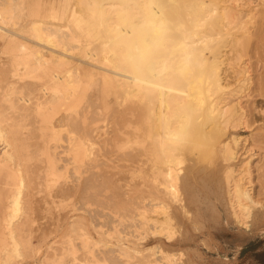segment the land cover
I'll use <instances>...</instances> for the list:
<instances>
[{
  "label": "bare ground",
  "instance_id": "obj_1",
  "mask_svg": "<svg viewBox=\"0 0 264 264\" xmlns=\"http://www.w3.org/2000/svg\"><path fill=\"white\" fill-rule=\"evenodd\" d=\"M23 2L24 0H21V3ZM252 2L251 0H80V7L87 16L82 18V15L71 11L72 0L63 1L60 10L56 7V1H53L50 7L54 13L61 11L65 15L70 11V16L76 22L85 21L88 24L87 33L90 38L88 44L92 45L93 41L99 40L97 45L95 43L90 51L84 49V53L79 50L77 52L75 50L78 49L77 46L69 47L58 38L66 37L62 35L63 31L61 32L58 26L47 27L41 21L34 23L32 27L38 39L34 46L21 44L24 52L30 49L25 55L30 58L26 61L29 73L46 71L51 65L67 67L64 73L59 74L46 71V82L40 85V90L43 92L40 91V96L37 97L40 101L39 106L44 105L43 107L48 109L62 106V109L67 111L56 117L58 123L51 121L50 126H64L67 123L68 126L69 122L79 120L82 117V110L87 107L85 106L87 91L94 84L102 85L100 92L104 104H108L110 94H115L123 105L138 102L149 106L153 129L148 136L153 144V155L159 160L152 164L153 170L158 173L156 176L153 174L154 180L156 177V184L153 187H170V189L172 187L176 188V191H179L177 187H181L180 190L185 192L183 194L185 197L179 196L180 206L178 205L186 220L185 235L183 234L184 238L180 239L181 242L192 245L191 242L198 238L197 245L200 246L193 250L200 258L202 255L198 249L200 250L202 246L212 249L210 239L213 234L212 222H218L222 218L223 211L220 207H224L226 217L232 219L240 228L264 229V203L256 200L253 191L245 188L243 182V173L251 174V169H249L250 159H244L241 152L246 151L248 138H242L240 134L241 131H248L252 127L255 122L254 111H261L257 106L252 108L248 106L250 109L245 107L239 99L247 85L248 70L237 57L240 55L233 58L229 52V48L250 42L253 37L258 39V44H264V1L257 5ZM47 3V0H31L29 4L33 7L44 6ZM15 7V0H0V31L4 36H20L19 33L3 25L7 20L14 18ZM247 17L257 20L255 34L247 30V22H249ZM70 36L77 38L73 32ZM12 41H14L13 37L9 42ZM14 84H9L13 92L14 89H18ZM253 93L264 97V74L260 75L251 94ZM251 94L249 93V96ZM98 98L96 100H99ZM15 102L12 103L13 106ZM15 104H18L17 108L20 105L27 107L31 105V99L23 96ZM92 124L89 126H93ZM9 128L10 126L6 127L3 124L0 116V137H2L0 152H4L5 156L7 154L4 159L0 155V172L7 168L8 175L14 178L19 176L23 185L24 161L22 162L23 158L19 155L23 148L20 149L18 140L11 135V129L14 128ZM93 129L92 127L91 131ZM97 129L99 131L98 127ZM85 130L89 138L87 139L85 133L82 135L88 142L94 137L90 138L92 132L88 133V129ZM107 133L106 135L109 136ZM256 136L264 142V133H258ZM198 151L205 157L220 155L229 163L223 166L222 162L218 161L219 165L222 164L221 170L225 169L226 175L220 174L221 178L217 177L214 169L209 167L212 162L205 166L197 155ZM75 152L74 158L78 160L80 155L78 148ZM88 154L90 155V152ZM167 191L173 193L172 189ZM22 193L20 189L12 197L9 208L11 207L10 210L13 212L8 211L11 220L7 216L11 223H8L7 218L5 219L8 225L6 227L9 229V243L4 248L5 253L8 254L5 256L4 264H13L11 263L13 258L21 259L26 256L24 249L29 238L26 242L24 237H21L25 226V220L23 221L21 217L26 216L22 212L25 209H23ZM156 205L154 206L156 208L160 206ZM170 214L177 216L175 212ZM169 217L168 215L167 220L163 222H170L172 219ZM163 227L167 226L161 223L159 229L162 230ZM159 229L155 228L158 233ZM164 231L166 233V230ZM158 244L155 243V246ZM150 247L141 243L133 246L141 254L146 250L149 251L152 248ZM168 249L170 248H163V251L169 253V259L174 260L172 254L175 252L173 249L176 248H171L173 252ZM190 249L192 250V247L189 246L188 250ZM160 250L159 254L162 256V246ZM153 252L154 250L151 253ZM145 253L143 255L146 259ZM151 261L154 262L153 257L152 260H147L148 263H153ZM35 264L40 263L35 262Z\"/></svg>",
  "mask_w": 264,
  "mask_h": 264
},
{
  "label": "rangeland",
  "instance_id": "obj_2",
  "mask_svg": "<svg viewBox=\"0 0 264 264\" xmlns=\"http://www.w3.org/2000/svg\"><path fill=\"white\" fill-rule=\"evenodd\" d=\"M53 1H56L58 10L61 9L63 1L66 2V0H47L48 3L44 6L31 7L29 4L31 0H24L23 3L21 0H15L14 18L7 20L3 25L19 33L20 36H12L14 41L9 42L12 37L4 36L0 31V35L3 36H0V116L6 127L14 128V130L11 129V135L18 140L20 149L23 148L19 155L23 158L22 162L24 161L22 172L24 176H22L25 178L23 187L19 176L10 177L7 168L0 172V263L4 264L5 256L8 255L4 248L9 243V229L6 227L8 226L7 221L11 223L8 211L12 208L9 206L12 197L22 189L23 209L25 208L22 212L28 220L21 217L23 221L25 220L21 237H24L26 242L29 238V241L26 244V250L24 249L26 256L21 259L13 258L11 261L13 264H35V262L53 264L54 261L55 264H60V262L61 264H264V229L240 228L232 219L226 217L224 207H220L223 211L222 218L218 222H212L213 234L210 238L212 249L204 246L198 249L202 258L193 250L200 246L197 245L198 238L191 242L192 245L181 242L184 238L183 234L185 235L186 220L182 209L179 210L178 207L180 206L179 198L185 197L183 196L185 192L180 190L181 187H177L179 191L171 187L173 193L167 191L171 190L170 187H153L156 184V177L154 180L153 174L156 176L158 173L156 174L153 170L152 164L159 160L153 155V144L148 136L153 129L148 105L138 102L123 105L115 94H110L108 104H104L100 92L102 85L94 84L87 91L85 101L87 107L84 106L86 109L83 107L82 117L79 120L69 122L68 126V123L64 126H50L51 121L58 123L56 117L67 111L62 109V106L52 109L44 108V105L39 106L40 101L37 97L42 91L40 85L46 82V71L59 74L64 73L67 67L51 65L46 71L38 70L29 73L26 61L30 58L28 59L25 55L30 49L24 52L21 44L34 46L38 39L32 27L34 23L40 21L47 27L58 26L61 32L63 31L62 35L66 36L58 38L69 47L77 46L78 49H75L77 52L79 50L84 53V49L90 51L95 43L97 45L99 42L96 40L92 45L88 44L90 41L87 33L88 24L85 21L76 22L70 16V11L65 15L61 11L54 13L50 7ZM261 1L264 0H251L254 5L262 3ZM71 4L73 9L71 11L82 15V18L87 17L80 7V0H72ZM249 18L247 17L249 21L247 30L255 34L257 20ZM72 32L77 38L70 36ZM263 46L264 44H258V39L253 37L250 42L229 48L231 57L236 58L240 55L237 57L248 70L247 85L239 99L245 107L257 106L261 111H254L255 122L252 127L248 131H241L240 134L242 138H248L247 149L241 152H243L244 159H250L249 169H251V174L243 173V182L245 188L253 191L254 198L262 203H264V190H261L264 188V142H261L256 135L264 133V97L251 93L260 75L264 74ZM10 83L18 89H14L13 92L12 86H9ZM23 96L31 99V105L27 106L28 108L21 105L22 109L17 108L18 104L15 103ZM93 98L99 100L95 101ZM12 100L16 101L15 108ZM91 124L93 126H89ZM92 127L95 130L91 131ZM85 129H88V133L92 132L90 138L94 137L88 142L85 140L87 137ZM83 133L86 137H83ZM1 139L2 137H0V148L2 149ZM86 144L90 146L89 150ZM249 147L251 149L247 151ZM76 148L80 154L78 160L74 158ZM0 155L2 159L7 156L4 152H0ZM197 155L205 166L212 162L209 167L214 169L217 177L221 178L222 175H226L225 169L221 170L220 166L229 163L220 155L205 157L199 151ZM53 156L57 159L56 162L52 159ZM218 161L222 164L219 165ZM54 162L57 163L56 166ZM241 169L243 170L242 167ZM95 184L98 185L95 186ZM161 203L164 208H161ZM156 204L161 205L156 208L154 207ZM171 212H175L177 216H171ZM168 215L172 220L167 223L163 222L167 220ZM161 223L167 226L162 228L163 231L159 229ZM157 224L160 225L159 228ZM154 227L156 230L159 229V233ZM137 243L153 248L150 247L149 251L143 252V254L147 252L145 253L146 259L143 254L133 248ZM155 243H160L156 245L158 249ZM160 246H162V251L163 248H170L168 249L170 252L175 251L171 253L174 255L172 259L175 257L174 260L169 259V253L166 256L164 251L162 257L159 254L161 253ZM189 246L192 247L191 251L188 250ZM171 248H176V250L171 251ZM152 250H154L153 254ZM156 251L160 256L155 253ZM152 257L154 262L148 263L147 260H152ZM157 259L162 261H157ZM189 259L192 260L188 261Z\"/></svg>",
  "mask_w": 264,
  "mask_h": 264
}]
</instances>
